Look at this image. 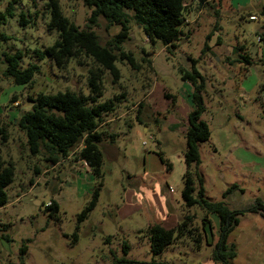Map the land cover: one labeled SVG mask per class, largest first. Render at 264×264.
<instances>
[{
  "label": "rangeland",
  "instance_id": "obj_1",
  "mask_svg": "<svg viewBox=\"0 0 264 264\" xmlns=\"http://www.w3.org/2000/svg\"><path fill=\"white\" fill-rule=\"evenodd\" d=\"M11 1L0 0V11ZM58 1L64 16L86 27L91 10L81 0ZM46 3L15 0V15L0 22V125L8 133L1 155L14 167L13 181L6 187L7 203L0 208V264H114L121 258L142 264H216L208 245L217 238L215 215H209L212 229H206L208 243L202 242L199 250L186 235L153 256L146 231L153 224L172 227L169 218L177 216L179 221L186 213L193 216L195 232L201 231L203 211L185 207L181 196L187 168L185 138L180 133L184 119L175 110L184 108L182 102L187 103L186 90L191 87L181 79L180 68L190 70L193 62L206 78L201 119L209 126L210 138L198 145L197 166L204 197L222 201L229 209L246 208L256 198L264 200V45L259 40L264 0H187L185 35L175 50L159 42L151 45L131 22L121 47L132 53L139 67L133 69L118 60L120 79L113 83L110 75L104 78L101 101L116 98V109L100 122L105 132L100 178L76 162L73 153L56 166L42 155H31L14 124L21 112L30 111L28 96L65 90L88 94V60L82 66L70 60L58 68L47 56L39 60L33 55L56 39V33L46 28L50 19ZM21 11L29 19L27 25L19 22ZM93 30L104 45L119 26H109L99 17ZM216 42L225 55L207 63L203 54L213 57ZM17 50L23 52L22 68L40 65L31 84H14L2 74L1 53ZM243 52L251 65L235 61ZM142 58L150 59V64ZM170 112L177 125H171ZM232 185L236 188L223 197ZM97 187L94 207L80 220ZM163 193L165 207L158 202ZM52 200L58 204L56 212L46 209ZM239 219L229 236L236 246L232 264H264V219L249 213ZM22 245L26 246L23 263L19 260Z\"/></svg>",
  "mask_w": 264,
  "mask_h": 264
},
{
  "label": "trees",
  "instance_id": "obj_2",
  "mask_svg": "<svg viewBox=\"0 0 264 264\" xmlns=\"http://www.w3.org/2000/svg\"><path fill=\"white\" fill-rule=\"evenodd\" d=\"M12 0L3 11H0V22L15 15ZM91 11L86 27L80 28L63 15L58 0H46V6L50 13V19L46 24L48 31L56 33V39L52 45L43 50H34L33 55L42 60L47 56L58 68L66 67L70 60H75L78 65H84L89 61L87 69L88 94L81 91L65 90L54 94L39 92L35 96H28L32 102L30 111L21 112L14 120L17 129L20 130L33 156L42 155L51 164L67 157L71 153L75 160L84 162L96 178L102 176L104 131L100 128L103 117L114 112L116 98L101 101L103 85L106 74L110 75L112 82L120 79V71L115 62L126 61L131 68L138 69L139 65L130 52L122 49L123 42L130 34V24L134 22L140 27L141 32L151 45L161 43L168 50L178 47L177 41L185 34L182 26L185 24V12L187 0H81ZM206 0H198L203 3ZM21 11L19 22L27 25L29 19ZM103 17L109 26H119L118 32L106 44L99 42L98 35L93 30L98 18ZM183 35V36H182ZM4 37V36H2ZM4 39H8L4 38ZM259 40L264 45V23L259 33ZM206 47V45H205ZM239 49L242 50L241 47ZM4 69L3 76L11 78L14 84H31L36 74L40 73V65L31 63L21 67L23 52L17 50L13 53L3 51ZM148 55V54H147ZM237 62L252 64L251 58L245 52L239 53ZM150 64V59L142 58ZM180 77L189 82L192 91L190 93L191 110L187 113L185 131L184 161L186 170L182 176L183 189L181 196L185 207H199L203 211L201 218V231L191 225L192 215L186 213L178 221L177 225L166 229L161 224L148 226L146 234L150 253L155 256L160 254L174 240L189 235L195 242L197 250L202 242H207V230L212 229L209 215L218 218L217 238L211 244V260L216 264H232L236 257V246L230 241L229 236L239 225L240 216L246 213L259 215L264 219V200L256 198L254 202L242 209H229L222 201H210L204 197L202 179L197 170L200 162L198 145L210 138L208 124L201 119L205 111L203 93L205 91V77L196 69L193 62L191 69L180 68ZM170 97V96H168ZM138 122L141 123V119ZM8 141V133L4 126L0 125V208L7 203L6 187L13 181L14 167L12 162H6L1 155V147ZM160 160L170 164L158 154ZM192 165L194 169L192 170ZM236 185L229 187L223 197ZM98 196V187L94 189L93 196L87 207L79 214V219L86 217ZM51 212L58 210V204L51 201L46 205ZM8 240V238H7ZM26 246L19 249V260L23 263V253ZM126 253L128 245L123 244ZM12 264V263H9ZM114 264H142L137 261L121 258ZM150 264H156L154 262ZM164 264V263H157Z\"/></svg>",
  "mask_w": 264,
  "mask_h": 264
},
{
  "label": "crops",
  "instance_id": "obj_3",
  "mask_svg": "<svg viewBox=\"0 0 264 264\" xmlns=\"http://www.w3.org/2000/svg\"><path fill=\"white\" fill-rule=\"evenodd\" d=\"M207 1V0H206ZM206 1H204V2H206ZM203 2V3H204ZM186 14H185V18H186ZM192 21V20H191ZM185 25H187L186 23L182 26V30H183V32H184V28H185ZM218 43L219 42H216V44H215V46H213L212 47V52L215 54L213 57H211L210 55L209 56H206V53H204L203 55H205L204 56V58L207 60V63H209L210 62V59H212V60H214V61H219V59H220V55H225V51H219V49L217 48V46L216 45H218ZM237 62V61H236ZM240 63V62H239ZM222 84V86L223 87H225V82H222L221 83ZM256 87V84L254 85V88ZM254 88H253V90H254ZM191 91H192V87H190V89L188 88V90H186V101H187V103H184V102H182V105H185L184 106V108H175V110H178L180 113H181V115H182V118L184 119V125L182 126V129L180 128V133L182 134V136L184 137V135H185V131H186V126H187V121H186V116H187V113L191 110V101H190V93H191ZM170 117L172 118V124L171 125H177V123H178V121L176 120V118L174 117V115H173V113L172 112H170ZM145 129H146V127H145ZM185 138V137H184ZM69 158V155L67 156V157H65V158H62V159H60L58 162H56V163H54L53 164V166H56V165H58L59 163H64L65 162V160H67ZM164 158V157H163ZM76 162H80V163H83V165H84V167H85V163L84 162H82V161H80V160H76ZM165 196V194L163 193L161 196H160V198L158 199V202L160 203V204H162L163 205V207H165L166 206V197H164ZM165 210H166V208H165ZM167 212H166V215H168V210H166ZM170 219V222H174V225H172V227L173 226H176L177 225V223H178V221H177V216L176 217H170L169 218ZM174 219V220H173ZM166 220V219H165ZM240 223V222H239ZM172 224V223H171ZM164 228H166V229H169V228H172V227H166V226H164V225H162Z\"/></svg>",
  "mask_w": 264,
  "mask_h": 264
}]
</instances>
